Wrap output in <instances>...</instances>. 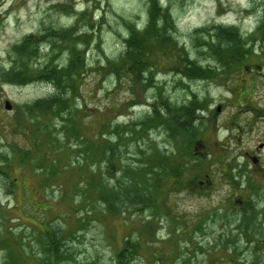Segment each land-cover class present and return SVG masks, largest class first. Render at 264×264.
<instances>
[{
    "label": "rangeland",
    "instance_id": "rangeland-1",
    "mask_svg": "<svg viewBox=\"0 0 264 264\" xmlns=\"http://www.w3.org/2000/svg\"><path fill=\"white\" fill-rule=\"evenodd\" d=\"M157 2L150 25L153 0H0V264H45L50 231L60 264H115L128 235L142 243L130 264H264V218L244 226L233 199L245 195L231 196L240 154L264 143V0ZM53 67L69 75L60 89L44 79ZM101 134L113 173L90 158ZM157 150L183 156L184 187L152 174L149 204L104 211L117 199L102 188L134 177L141 190ZM195 173L212 184L198 190Z\"/></svg>",
    "mask_w": 264,
    "mask_h": 264
},
{
    "label": "trees",
    "instance_id": "trees-1",
    "mask_svg": "<svg viewBox=\"0 0 264 264\" xmlns=\"http://www.w3.org/2000/svg\"><path fill=\"white\" fill-rule=\"evenodd\" d=\"M153 3H154V6L151 9V19L149 22L150 25L154 24V20L157 19L158 9L161 8L158 5L157 0H153ZM232 29L234 30V28H232ZM140 44H141V41L138 39L129 40L128 41L129 50H128V52H126L125 56L121 59V61L122 60L124 61L125 58L130 57L131 51L134 48L135 49L138 48ZM74 59H76V58H74ZM120 64L123 65V66H121V65L120 66L124 68L125 63L121 62ZM113 66L115 67L116 65L113 64ZM72 67L80 68L79 74L82 75V70L84 69L83 65H82V61H79L78 64L74 63L72 65ZM128 68H130V67L128 66ZM51 70L52 71L50 72V78L47 77L44 79L45 80L50 79L51 81H53L56 84V87L58 89L62 88L65 78L66 77L69 78V75L68 74L66 75V71L64 69H57V68L53 67ZM17 71H18V73L20 72L19 70H17ZM84 73H85V71H84ZM70 85L71 84H69L68 90L70 89ZM65 100L66 99L63 100V98H62V100L60 102H58L57 107L59 108V110L56 108V110L54 109V111L52 112L55 117H58L60 115H65L64 109L67 107V106H65V104L67 103V100L66 101ZM104 126H105V121L102 122V127H104ZM68 134H69V132H68ZM101 137H104L107 141H103V143L101 144L102 149H101L99 154L96 151H95L96 153L94 152L95 146H93V143L96 144V142L94 141V139L90 138V140H91V142L89 143L90 151L92 150V156H90V158H93L95 156H96V158H98L101 156L99 169L111 170L113 173L114 168H115L114 163H117V161L115 160L117 152L113 151L111 148L114 137L107 136L106 134H101ZM119 138L125 139V137H122L121 134H119ZM154 156H155L154 158L149 159V167L150 168H148V167L144 168V173L146 172V174L141 175V180L143 181V184H145L144 187L141 188V190L134 188V185H136V180L134 177H132L130 180L126 181L123 186H119V188L117 186H113L109 189H107L105 186H104V188H102V191L104 190L103 195H105V198L107 199V201L110 200V196H113L115 199H117L116 203L112 202L111 206H109L108 208L106 207V209L108 211L103 209L104 211L109 212V210H112V209L117 210L120 207H123L122 209H126V210L131 209L132 208V202H135L137 204L143 203L145 205H146V203L149 204V202L151 200L150 198L152 195L146 194V193H147L149 185H152L151 180L153 178L150 180L152 174L156 175V173L162 172V174L164 176H166V179H164V181H162L163 185H166L168 182L171 181L168 188H175L176 186L184 187L185 184L183 181V175L182 174L184 172L185 159H183V156L180 155L181 161H179L178 160V151H173V152L171 151L170 153L163 154V156H161V154L158 152V150ZM165 157H166V159H165ZM14 158H15V160H18L19 154H17ZM93 159L95 161V158H93ZM168 159H171L172 162L167 165L166 160H168ZM85 163H87V161ZM120 165H121V168L125 172L128 170L134 169L132 167H128V169H125L121 158H120ZM156 168L158 171L156 170ZM0 172L7 175V176L9 175V173L7 171L6 172L0 171ZM172 182H173L174 186L170 187L172 185ZM166 187H167V185H166ZM48 233H49V235H47V241H48L49 245L53 248L51 250V252H53L55 255H45L43 261H45V264H60V263H62L64 255H57V254L60 253V246L64 243V238L61 237V235H56V233L54 231H50ZM141 244L142 243H136L128 235L126 237L124 247L122 249H120L116 254L115 264H130L128 259L130 257H133V255L137 254V252H138L137 248H140ZM246 244H249V245L260 244V242H258V241L257 242H249V241L247 242L246 241ZM233 250H236V248H234Z\"/></svg>",
    "mask_w": 264,
    "mask_h": 264
},
{
    "label": "flooded vegetation",
    "instance_id": "flooded-vegetation-1",
    "mask_svg": "<svg viewBox=\"0 0 264 264\" xmlns=\"http://www.w3.org/2000/svg\"><path fill=\"white\" fill-rule=\"evenodd\" d=\"M218 110L215 109L213 111H210L208 114V121L209 123L216 124L217 122V116L218 113H220ZM197 120V118H194ZM200 123H203L202 119H198ZM207 132L206 130L202 131V135L199 137L203 138V134ZM210 132L208 133V136H210ZM198 138V137H197ZM196 138V139H197ZM196 140L194 143V154L195 156L198 153L205 154L203 150L201 152H198V150L203 149L205 146L204 139ZM207 138V137H206ZM226 140L230 141L231 138L227 137ZM222 144L220 145V147ZM203 147V148H202ZM264 149V143L259 144L257 147V150H254L251 148L252 151H243L240 154V157L242 158V163L238 165L237 175L232 179V185L234 186L233 193H231L233 197L237 198V195L244 194L245 197L241 200L240 198L233 199L235 200V203H238L237 210L239 211V215L241 216L242 224L245 226L249 221H251V226L254 224H258L257 221L263 220L264 218V197H260V201L258 202H252L249 200L251 198L250 196L255 195L259 191H261L262 196H264V159H260V154H257V152H262ZM216 151H219V148L216 149ZM200 155V154H198ZM232 164V163H231ZM234 164L226 166L223 169V172H228V169L233 168ZM198 178L197 173L192 175L191 180L196 183L195 187L199 189H204L206 186H210L212 184L211 179H208V175L204 177L203 180H200ZM253 200V199H251ZM259 211V213H257ZM243 216V217H242ZM253 218L258 219L257 221L253 220ZM248 229L246 228V232ZM246 232H244V240L247 242H257V240L253 239L251 236V239L247 237ZM254 236V235H253Z\"/></svg>",
    "mask_w": 264,
    "mask_h": 264
},
{
    "label": "water",
    "instance_id": "water-1",
    "mask_svg": "<svg viewBox=\"0 0 264 264\" xmlns=\"http://www.w3.org/2000/svg\"><path fill=\"white\" fill-rule=\"evenodd\" d=\"M5 107L9 110L12 109V105L9 101H6Z\"/></svg>",
    "mask_w": 264,
    "mask_h": 264
}]
</instances>
